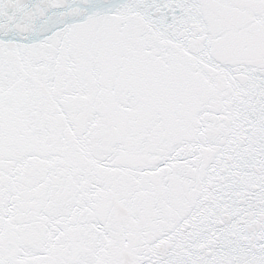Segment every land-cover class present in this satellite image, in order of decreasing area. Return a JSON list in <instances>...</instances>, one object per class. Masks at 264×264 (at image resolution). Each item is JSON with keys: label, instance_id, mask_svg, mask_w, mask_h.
I'll list each match as a JSON object with an SVG mask.
<instances>
[{"label": "snow or ice", "instance_id": "snow-or-ice-1", "mask_svg": "<svg viewBox=\"0 0 264 264\" xmlns=\"http://www.w3.org/2000/svg\"><path fill=\"white\" fill-rule=\"evenodd\" d=\"M0 264H264V0H0Z\"/></svg>", "mask_w": 264, "mask_h": 264}]
</instances>
